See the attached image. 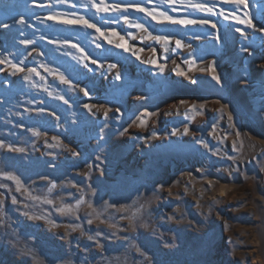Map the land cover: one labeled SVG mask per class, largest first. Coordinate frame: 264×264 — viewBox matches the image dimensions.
<instances>
[{"label":"rangeland","instance_id":"374dc122","mask_svg":"<svg viewBox=\"0 0 264 264\" xmlns=\"http://www.w3.org/2000/svg\"><path fill=\"white\" fill-rule=\"evenodd\" d=\"M247 4L216 0V12L264 26V0ZM160 7L217 27L159 25L130 11L153 35L184 46L157 43L123 23L106 25L125 36L130 50L103 40V50L96 49L81 37L84 49L105 64L89 62V71L48 43L63 35L75 42L81 29L38 23L35 17L50 9L32 0H0V21L24 17L34 27L23 31L36 40L25 48L20 25L0 27V59L23 60L25 69L40 74L25 81L26 71L14 75L8 63L0 64V264H264V34L231 16ZM109 63L117 68L109 70ZM213 63L222 84L201 71ZM44 66L59 71L52 75ZM59 73L90 95L61 83ZM85 104L96 107L89 112ZM100 105L111 109L107 118Z\"/></svg>","mask_w":264,"mask_h":264},{"label":"snow or ice","instance_id":"6c2138e0","mask_svg":"<svg viewBox=\"0 0 264 264\" xmlns=\"http://www.w3.org/2000/svg\"><path fill=\"white\" fill-rule=\"evenodd\" d=\"M226 3H231L235 5L236 7H239L243 5L245 8L248 7L247 0H224ZM33 6L35 7H41V8H48L50 11L45 16H39L37 15L35 17L36 21L40 24L48 25L49 28H51L52 25H59L65 29H75L79 28L82 31L76 34L75 42H73V38L71 35H63L59 37L58 39H48V43L55 45L57 50L59 49H65L64 54L70 55L73 60L77 62L78 65H82L84 69H87L89 71H92V69L89 68V62L93 65H96L99 68H104L105 64L100 61L98 62L94 57H92L91 53H88L86 49L82 46L80 43L81 37H84L90 41L91 44L95 46L96 49L103 50V44L101 41H106L109 45H113L116 48L122 49L125 52H128L130 50V47L127 44V41L125 40V36L121 35L119 31L114 27H105L106 25H116L123 23L124 25L128 26L129 28H138L143 30L144 32L148 33V38L154 40L157 43H165L170 44L173 40L175 41L176 47H183L182 41L179 39H175L171 36H161V35H153L143 24V22L132 18L128 15L130 11H136L139 13H142L145 17L150 18L151 20L155 21L159 25H172V26H182V27H190V26H208L210 25L213 29L217 27V25L208 20V19H195L191 18L189 16H173L170 15L168 11H165L163 8L160 7V5H166L171 12H200L207 15H224V11L221 10L219 13L216 12V0H159V4L157 3V0H144L143 3H123L122 0H48L47 3L41 2L39 4L36 3V0H32ZM146 5H151V7H147ZM57 6H61L64 10L57 11ZM93 12L94 16H88L86 13ZM229 16H231L233 19L237 20V23L239 24H246L248 27L253 28L256 32H259L261 34H264V26H257L255 23H253L252 18H246V19H237L234 13H229L228 15H224L225 19H228ZM247 16V14H246ZM99 20V24L96 22V20ZM51 22V24H49ZM21 26L20 35L24 38L19 41L20 45H23L25 48H27L30 45H34L36 43V40L33 38H29L23 29L25 28H32L34 25L28 22L24 17H20L18 20L13 19L12 23H6L3 21H0V27H3L5 29H10L14 27L15 25ZM92 30V31H89ZM236 32H238L241 36H243L246 40L248 39V34L244 29L236 28ZM98 34V35H97ZM112 37H115L119 42H115ZM199 39V37H195ZM39 39L44 40L47 39L46 36L41 35ZM217 40H221V37L219 35L216 36ZM187 47L191 48V45H188ZM75 50V51H73ZM33 52H36V49L33 48ZM143 51V49H141ZM165 51H168L166 48ZM242 52L249 53L251 55L252 53L249 51L248 47H242ZM76 53H80V55H77ZM11 54V53H10ZM19 55H23L22 52L18 50ZM38 55H43V53H37ZM135 54V53H133ZM31 55V53H29ZM137 59H139V56H137ZM87 61V62H86ZM8 63L11 69L13 70V74L16 73H24L27 72L26 75L23 76V79L25 81H30L31 76L33 74L39 76L40 74L37 72L35 68H27L25 69L22 65L24 64L23 60H20L18 63H13L11 60H8L7 56L4 57V59H0V64ZM152 65L157 67L159 69L160 73H163L164 66L157 63L156 60L150 61ZM43 66V65H42ZM45 71L49 72L52 75H56V73L59 70L53 71L51 68H48L46 66ZM106 67L109 70L117 68L116 64L109 63L106 65ZM201 71H210L212 74V79L215 80L218 84H222L221 77L216 73L215 64L209 65L205 69H201ZM178 75H185L183 71L178 72ZM42 80L44 77H40ZM59 80L61 83L68 85L72 89H78L81 91L85 96L90 95V90L86 88L80 87L78 84L74 83L70 78H67L63 73H59ZM122 78L121 74L117 73L115 75L116 80H120ZM195 83V81H193ZM47 91V89H45ZM49 96H52V92H48ZM57 98L61 101H63L65 104H68L69 101L65 99L64 96H57ZM138 99L143 100L144 97H140ZM181 104H186V101H180ZM84 107L89 110V112L92 111L93 107L96 106H90L88 104H85ZM202 108L203 105H200ZM223 107V106H222ZM99 108H104L103 115L105 118L108 117L109 111L111 109L106 108L104 105H100ZM191 109L196 110L197 106L196 104L191 105ZM41 114L45 111L44 109L38 110ZM117 112L120 110L117 108ZM197 114H199V111L197 110ZM52 115H55L52 113ZM145 115L151 116L152 113L145 112ZM229 120L232 119L231 114H229ZM57 119H59L57 117ZM145 124V121L141 120L140 124L137 125V127H143ZM107 128V124H105L103 127L100 128V138H104V132ZM33 135L40 136L42 133L34 130ZM178 131L176 129L173 130V134ZM190 130L185 127L184 133L187 134ZM128 132V128L123 129V135L124 133ZM46 135V134H44ZM53 140H57V137H52ZM3 142L0 141V147H3ZM10 151L15 152H23V148H15L11 145L8 146ZM65 147H67L65 145ZM73 155H78V153L73 152ZM99 159V157H98ZM5 178L14 180L17 185H20V180L18 177L11 175V174H4ZM42 179H47L46 177H42ZM3 194L0 193V196ZM13 203H16L15 199H13ZM39 219V218H36ZM91 223V221H89ZM76 228H73V231H76ZM83 234V233H82ZM89 240L95 239V237L89 236ZM98 246L99 242L97 241ZM102 247V246H101ZM139 251V249H137Z\"/></svg>","mask_w":264,"mask_h":264},{"label":"bare ground","instance_id":"6f19581e","mask_svg":"<svg viewBox=\"0 0 264 264\" xmlns=\"http://www.w3.org/2000/svg\"><path fill=\"white\" fill-rule=\"evenodd\" d=\"M220 192H225V189L223 186L220 188Z\"/></svg>","mask_w":264,"mask_h":264}]
</instances>
